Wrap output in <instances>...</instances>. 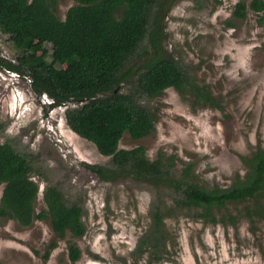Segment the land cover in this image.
I'll return each instance as SVG.
<instances>
[{
    "label": "rangeland",
    "instance_id": "1",
    "mask_svg": "<svg viewBox=\"0 0 264 264\" xmlns=\"http://www.w3.org/2000/svg\"><path fill=\"white\" fill-rule=\"evenodd\" d=\"M238 1L176 0L166 5L163 18L167 54L208 85L220 106L193 103L174 88L154 99L144 96L139 101L155 114V131L139 140L126 132L120 141V148L144 146L152 160L173 158L179 174L192 165L191 181L208 189L230 186L237 174L246 172L241 156L264 148V22L262 13L251 10L245 19L232 18ZM74 3L58 0L57 15L64 18ZM147 47L145 41L128 66L143 62ZM19 54L9 29H0V124L5 125L0 143L11 141L19 152L31 155L32 178L40 186L36 212L46 209L45 189L57 185L68 203L82 205L87 232L60 239L50 218L24 227L0 217V262L149 264L148 247L131 253L153 225L155 209L175 206L180 193L157 191L130 177H98L87 164L113 167L111 156L99 153L68 126V105L51 106L34 93L28 77L7 71L4 61L17 63ZM122 91L128 92L129 84ZM2 190L0 186V197ZM253 204L258 205L237 201L215 209L219 217L237 215L234 226L205 223L195 207H175L165 217V259L153 264H264V217L251 220L246 215L245 208ZM73 243L82 253L76 262L69 257Z\"/></svg>",
    "mask_w": 264,
    "mask_h": 264
},
{
    "label": "trees",
    "instance_id": "2",
    "mask_svg": "<svg viewBox=\"0 0 264 264\" xmlns=\"http://www.w3.org/2000/svg\"><path fill=\"white\" fill-rule=\"evenodd\" d=\"M176 0H74L64 18L57 15L58 0H0V29L8 28L12 42L20 50L17 63L8 61L7 71L30 79L37 95L46 93L55 105H68V126L81 137L93 142L99 153L111 156L113 167L87 164L103 180L119 176L145 183L154 190L169 189L178 194L175 206L157 207L154 223L141 236L137 251L150 250L149 264L165 259L169 241L165 217L174 208L195 207L198 217L209 224L236 225L238 216H218L216 208L237 201H253L246 207L251 219L264 217V148L241 156L244 175L235 177L226 188L208 189L191 181L189 166L185 174L175 171L173 158L162 155L150 159L144 146L120 148L126 132L139 140L156 129L152 110L140 103L160 97L169 88L176 89L193 103L220 106L208 85L200 84L190 71L164 47L166 34L163 18L166 5ZM249 10L261 14L264 0H239L234 19H245ZM229 25H233L232 21ZM147 41L146 58L136 68L128 66L132 57ZM136 75V79L132 78ZM125 84L129 91L123 92ZM101 121V124H99ZM5 125L0 124V131ZM31 155L19 152L11 141L0 143V217L30 226L37 219L50 218L53 230L63 239L87 232L81 204H70L57 185L48 186L43 194L46 209L36 212L39 183L32 178ZM225 218L227 220H225ZM53 247L56 242H53ZM50 251L46 252L47 258ZM81 249L69 245L72 262L81 258ZM0 264H2L0 262Z\"/></svg>",
    "mask_w": 264,
    "mask_h": 264
},
{
    "label": "clouds",
    "instance_id": "3",
    "mask_svg": "<svg viewBox=\"0 0 264 264\" xmlns=\"http://www.w3.org/2000/svg\"><path fill=\"white\" fill-rule=\"evenodd\" d=\"M42 96H43L44 98H46V99L50 102L51 106L54 104V100H53V98H51L49 95H47L46 93H44V94H42ZM73 104H74V103H73ZM67 105H69V103H68ZM74 107H75V106H74Z\"/></svg>",
    "mask_w": 264,
    "mask_h": 264
}]
</instances>
